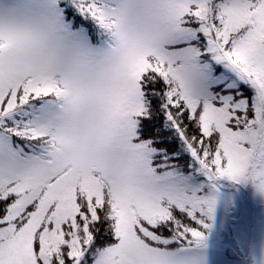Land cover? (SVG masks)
<instances>
[{"label": "snow or ice", "instance_id": "snow-or-ice-1", "mask_svg": "<svg viewBox=\"0 0 264 264\" xmlns=\"http://www.w3.org/2000/svg\"><path fill=\"white\" fill-rule=\"evenodd\" d=\"M0 264H264V0H0Z\"/></svg>", "mask_w": 264, "mask_h": 264}]
</instances>
